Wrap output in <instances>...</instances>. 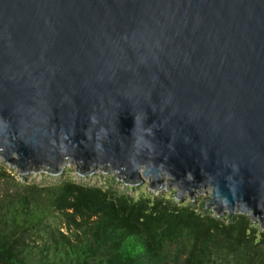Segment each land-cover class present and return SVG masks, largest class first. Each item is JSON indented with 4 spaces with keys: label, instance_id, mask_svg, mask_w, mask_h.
<instances>
[{
    "label": "water",
    "instance_id": "1",
    "mask_svg": "<svg viewBox=\"0 0 264 264\" xmlns=\"http://www.w3.org/2000/svg\"><path fill=\"white\" fill-rule=\"evenodd\" d=\"M0 159L264 229V0H0Z\"/></svg>",
    "mask_w": 264,
    "mask_h": 264
},
{
    "label": "trees",
    "instance_id": "2",
    "mask_svg": "<svg viewBox=\"0 0 264 264\" xmlns=\"http://www.w3.org/2000/svg\"><path fill=\"white\" fill-rule=\"evenodd\" d=\"M194 203L72 179L40 186L0 159V264H264L249 214Z\"/></svg>",
    "mask_w": 264,
    "mask_h": 264
},
{
    "label": "rangeland",
    "instance_id": "3",
    "mask_svg": "<svg viewBox=\"0 0 264 264\" xmlns=\"http://www.w3.org/2000/svg\"><path fill=\"white\" fill-rule=\"evenodd\" d=\"M24 175L27 176L28 182L35 183L40 186L47 185L50 183H57L63 179H72L75 180L76 182H82L87 185H96L103 188H108V187L114 188V190L123 192L132 198H139L141 196L153 197L155 195H161L164 198H170L177 202H182L185 204L193 201L195 202L194 203L195 206H198L202 200L206 201V197L209 195V193L200 192L196 194L195 198L192 201H190L188 194L183 195L181 199H177L174 196V190H175L174 187H171L170 189L163 188L162 190H152L148 186L147 180L139 184H126L121 179L115 177L114 172H110V171L105 172L100 169L93 171L89 174L83 175L77 171L75 164H72L70 162H66L63 165L61 172L58 174H52L46 171H39V172H29ZM262 229L263 228H261L260 226V230Z\"/></svg>",
    "mask_w": 264,
    "mask_h": 264
}]
</instances>
